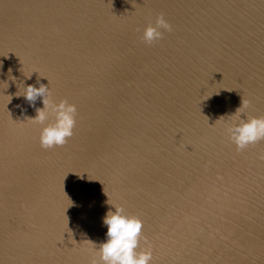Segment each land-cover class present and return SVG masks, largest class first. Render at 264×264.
Returning <instances> with one entry per match:
<instances>
[{
	"label": "water",
	"instance_id": "1",
	"mask_svg": "<svg viewBox=\"0 0 264 264\" xmlns=\"http://www.w3.org/2000/svg\"><path fill=\"white\" fill-rule=\"evenodd\" d=\"M160 13L172 31L145 43ZM38 81L77 107L62 146L41 147L51 114L28 118ZM250 116L264 0H0V264L99 261L112 205L150 264H264V139L227 131Z\"/></svg>",
	"mask_w": 264,
	"mask_h": 264
},
{
	"label": "clouds",
	"instance_id": "2",
	"mask_svg": "<svg viewBox=\"0 0 264 264\" xmlns=\"http://www.w3.org/2000/svg\"><path fill=\"white\" fill-rule=\"evenodd\" d=\"M165 31H172V25L165 19L164 14L160 13L156 16L154 23H148L143 28L141 39L145 43L151 44L162 39ZM37 83L39 86L24 85V90L20 94L29 102L30 106L35 107V116L28 118L33 122L44 124L51 114L54 117L53 121L45 124L40 131L41 147L62 146L73 135L77 107L67 99L55 101L51 96L49 84L39 81ZM20 95L15 96L19 97ZM38 97L42 101V107L35 106ZM249 103L250 101L242 99L240 106L230 115L240 113ZM17 106L19 107V105ZM227 131L237 149H243L249 144L264 139V116L241 118L239 123L230 125ZM102 221L106 226L105 239L100 241L96 248L99 261L94 258L92 264H101V262L102 264H150L151 246L148 245L143 250H138L143 227V222L139 217L127 214L122 205H112L106 211ZM89 241L97 245L96 242Z\"/></svg>",
	"mask_w": 264,
	"mask_h": 264
}]
</instances>
